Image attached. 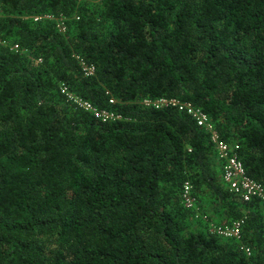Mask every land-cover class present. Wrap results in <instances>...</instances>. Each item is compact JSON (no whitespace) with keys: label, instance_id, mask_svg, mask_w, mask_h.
I'll return each mask as SVG.
<instances>
[{"label":"trees","instance_id":"1","mask_svg":"<svg viewBox=\"0 0 264 264\" xmlns=\"http://www.w3.org/2000/svg\"><path fill=\"white\" fill-rule=\"evenodd\" d=\"M158 97L264 187V0H0V264H264L262 201Z\"/></svg>","mask_w":264,"mask_h":264},{"label":"built area","instance_id":"2","mask_svg":"<svg viewBox=\"0 0 264 264\" xmlns=\"http://www.w3.org/2000/svg\"><path fill=\"white\" fill-rule=\"evenodd\" d=\"M43 17L53 18L52 15L48 14L43 15ZM38 18V16L34 17V19ZM54 19L55 21H57L58 28L64 31V18L57 17ZM13 48H17V45H13ZM80 63L85 74L89 75L93 73L92 66H89L82 61H80ZM62 91H65L68 97L71 98L78 106L83 107L86 110L93 111L96 116L101 117L103 120L113 117V114L105 110H97L91 105V103H89L85 99L75 96L74 94L69 92L64 85L62 86ZM109 101L112 102L113 99H110ZM142 103L157 109L164 106H176L179 109H184L186 113L191 115L196 120V123L199 126H204L208 130H210L211 140L214 143V148L216 149L218 158L220 159V161H222L221 177L228 190L239 196L243 201H249L253 197H258L262 201L264 206V187L260 182L256 181L246 174L243 164L237 155L236 150L238 146L236 144L220 140L217 132L213 129L212 124L209 122L207 114L200 110V108H196L188 102H182L175 98L166 97L144 99ZM191 188L192 185L189 180L183 183L182 201L184 206L187 208H194L195 206ZM241 222V220H238L232 222L231 224L225 225L210 224L208 230L211 233H215L224 238H239ZM245 252L247 254L250 253L248 248H245Z\"/></svg>","mask_w":264,"mask_h":264}]
</instances>
